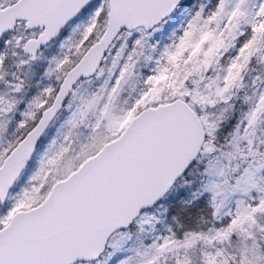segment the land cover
I'll list each match as a JSON object with an SVG mask.
<instances>
[{
    "label": "snow or ice",
    "instance_id": "snow-or-ice-1",
    "mask_svg": "<svg viewBox=\"0 0 264 264\" xmlns=\"http://www.w3.org/2000/svg\"><path fill=\"white\" fill-rule=\"evenodd\" d=\"M0 264H264V0H0Z\"/></svg>",
    "mask_w": 264,
    "mask_h": 264
}]
</instances>
